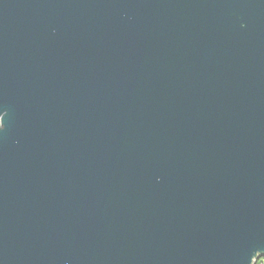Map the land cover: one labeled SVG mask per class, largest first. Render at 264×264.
I'll list each match as a JSON object with an SVG mask.
<instances>
[{"label": "water", "instance_id": "water-1", "mask_svg": "<svg viewBox=\"0 0 264 264\" xmlns=\"http://www.w3.org/2000/svg\"><path fill=\"white\" fill-rule=\"evenodd\" d=\"M264 257V0H0V264Z\"/></svg>", "mask_w": 264, "mask_h": 264}, {"label": "built area", "instance_id": "built-area-1", "mask_svg": "<svg viewBox=\"0 0 264 264\" xmlns=\"http://www.w3.org/2000/svg\"><path fill=\"white\" fill-rule=\"evenodd\" d=\"M258 259H260V257L257 258V259L255 260L254 264L256 263V261H257ZM263 263H264V257H262V258L260 259V261L258 262V264H263Z\"/></svg>", "mask_w": 264, "mask_h": 264}, {"label": "trees", "instance_id": "trees-1", "mask_svg": "<svg viewBox=\"0 0 264 264\" xmlns=\"http://www.w3.org/2000/svg\"><path fill=\"white\" fill-rule=\"evenodd\" d=\"M262 257H260V259H261ZM260 259H258L257 261H256V263L255 264H258V262L260 261ZM264 264V263H263Z\"/></svg>", "mask_w": 264, "mask_h": 264}]
</instances>
